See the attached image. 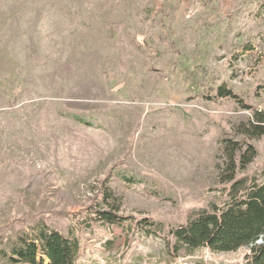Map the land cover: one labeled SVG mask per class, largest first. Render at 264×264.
Returning a JSON list of instances; mask_svg holds the SVG:
<instances>
[{
	"label": "rangeland",
	"instance_id": "obj_1",
	"mask_svg": "<svg viewBox=\"0 0 264 264\" xmlns=\"http://www.w3.org/2000/svg\"><path fill=\"white\" fill-rule=\"evenodd\" d=\"M254 110L264 0H0V264L37 226L75 235L80 264H244L249 245L185 251L166 231L217 200L228 139L264 165V133L237 130ZM102 187L161 230L85 222Z\"/></svg>",
	"mask_w": 264,
	"mask_h": 264
},
{
	"label": "trees",
	"instance_id": "obj_2",
	"mask_svg": "<svg viewBox=\"0 0 264 264\" xmlns=\"http://www.w3.org/2000/svg\"><path fill=\"white\" fill-rule=\"evenodd\" d=\"M216 96L237 95L219 85ZM249 107L248 105H245ZM255 121L237 127L246 137L264 133V113L254 110ZM228 154L218 166L219 187L216 201L193 210L187 220L166 231L176 249L194 251L205 247L213 252L234 251L244 245L250 250L244 264H264V165L249 169L256 156L255 147L245 141H229ZM111 190L100 188L89 205L85 222L120 224L143 236L156 234L159 224L149 216L123 214L119 207L107 206ZM260 240V241H259ZM11 261L22 264H80L79 241L46 226H37L29 236H19L11 244Z\"/></svg>",
	"mask_w": 264,
	"mask_h": 264
},
{
	"label": "water",
	"instance_id": "obj_3",
	"mask_svg": "<svg viewBox=\"0 0 264 264\" xmlns=\"http://www.w3.org/2000/svg\"><path fill=\"white\" fill-rule=\"evenodd\" d=\"M260 241V240H259Z\"/></svg>",
	"mask_w": 264,
	"mask_h": 264
}]
</instances>
